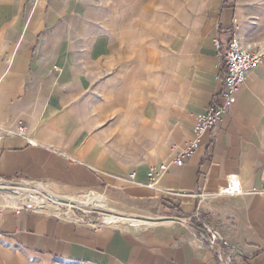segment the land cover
Wrapping results in <instances>:
<instances>
[{
    "label": "crops",
    "instance_id": "1",
    "mask_svg": "<svg viewBox=\"0 0 264 264\" xmlns=\"http://www.w3.org/2000/svg\"><path fill=\"white\" fill-rule=\"evenodd\" d=\"M32 1L0 0V183L168 220L112 226L47 204L11 207L4 194L0 264H264V57L193 155L173 163L196 118L221 102L230 39L264 53L255 0H221L194 27L161 21L156 0H128L135 20L123 32L135 37L114 41L110 30L86 34V0ZM127 40L134 55L115 54ZM20 124L32 143L14 134ZM230 176L243 193L218 195Z\"/></svg>",
    "mask_w": 264,
    "mask_h": 264
},
{
    "label": "rangeland",
    "instance_id": "2",
    "mask_svg": "<svg viewBox=\"0 0 264 264\" xmlns=\"http://www.w3.org/2000/svg\"><path fill=\"white\" fill-rule=\"evenodd\" d=\"M41 0H33V4ZM221 0H156L155 7L160 14V20H164L165 23H169L170 27L179 26L184 23H190L194 27L199 24L202 19L206 18L205 14L209 9L215 6V3H220ZM245 2L247 0H244ZM85 7L90 9L82 17H79L80 22H84L87 28V35L98 32L97 30H110L114 39L120 38L121 35L128 36V40L134 39V33L123 32L124 28L135 20V15H131V10H128V0H99L93 2L90 0L84 1ZM255 8L257 12H263L264 0H255ZM158 17V16H157ZM63 18V17H62ZM130 19V20H129ZM166 36L167 32L163 33ZM123 41V47H120V42L116 41V47L114 48L115 54H123V56L134 55V44L131 41ZM47 187L36 183H27L22 181H14L12 183H0V199L2 195L10 194L14 198L9 202L3 201L11 207H32L43 208L50 205V209L53 208L56 212L64 215L68 213H74L75 215L82 214L83 212L90 217H97L104 224L114 225L109 223L106 219L111 217H120L128 220H140L143 222H158L166 219L165 215L155 216L138 212L134 216L117 215L110 211L109 206L102 201L99 196L81 195L70 196L67 194H59L56 192H50L45 190ZM102 197V196H101ZM71 203V204H70ZM76 203V204H73ZM52 206V207H51ZM55 206V207H54ZM144 211V209H142ZM112 215V216H111ZM117 225V224H116Z\"/></svg>",
    "mask_w": 264,
    "mask_h": 264
},
{
    "label": "built area",
    "instance_id": "3",
    "mask_svg": "<svg viewBox=\"0 0 264 264\" xmlns=\"http://www.w3.org/2000/svg\"><path fill=\"white\" fill-rule=\"evenodd\" d=\"M223 65L218 74L219 82L222 85L220 94V104H212L203 114L199 115L192 127V138L185 144L182 151L174 160V164L181 166L185 160L190 158L199 146L201 135L209 130H212L220 121L223 114L228 110L236 100L238 89L247 79L250 71L255 69L262 61L264 53L260 50H252L247 48L237 36H233L226 44L221 52ZM16 136L24 138L27 142L32 143L27 138L26 128L20 124L17 127ZM167 169L166 165H160L157 170L150 169L147 172L148 182L145 185L148 188L153 187L155 180ZM128 180L135 183L134 174H130ZM243 191L240 183L235 176H230L227 179V184L224 188L218 191V195L235 196L242 194ZM207 231L210 238V247H214L216 242L215 234L207 225H202ZM221 247V246H220ZM220 257L223 256L220 254ZM223 264H227L221 260Z\"/></svg>",
    "mask_w": 264,
    "mask_h": 264
},
{
    "label": "bare ground",
    "instance_id": "4",
    "mask_svg": "<svg viewBox=\"0 0 264 264\" xmlns=\"http://www.w3.org/2000/svg\"><path fill=\"white\" fill-rule=\"evenodd\" d=\"M112 216V215H111ZM109 223H112V224H119V223H123V222H126V223H130V224H138V223H141L140 220H128V219H125V218H120V217H111V219H106ZM136 226V225H135Z\"/></svg>",
    "mask_w": 264,
    "mask_h": 264
},
{
    "label": "water",
    "instance_id": "5",
    "mask_svg": "<svg viewBox=\"0 0 264 264\" xmlns=\"http://www.w3.org/2000/svg\"><path fill=\"white\" fill-rule=\"evenodd\" d=\"M71 204V203H70ZM73 204H76V203H73ZM77 205V204H76Z\"/></svg>",
    "mask_w": 264,
    "mask_h": 264
}]
</instances>
